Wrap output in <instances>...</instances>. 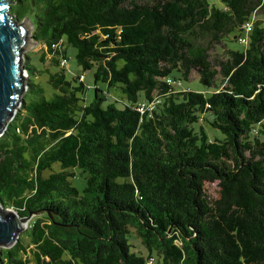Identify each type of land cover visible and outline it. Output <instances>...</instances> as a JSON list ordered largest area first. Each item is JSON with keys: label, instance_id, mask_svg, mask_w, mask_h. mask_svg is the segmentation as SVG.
<instances>
[{"label": "trees", "instance_id": "1", "mask_svg": "<svg viewBox=\"0 0 264 264\" xmlns=\"http://www.w3.org/2000/svg\"><path fill=\"white\" fill-rule=\"evenodd\" d=\"M13 1L25 6L11 4L18 21L30 9L44 56L60 65L66 41L125 100L103 106L95 87L87 103L81 74L67 79L61 65L46 96L26 63L21 105L0 134V204L34 218L1 264H264V0ZM192 70L207 91L167 93V77ZM155 94L161 103L140 114Z\"/></svg>", "mask_w": 264, "mask_h": 264}, {"label": "rangeland", "instance_id": "2", "mask_svg": "<svg viewBox=\"0 0 264 264\" xmlns=\"http://www.w3.org/2000/svg\"><path fill=\"white\" fill-rule=\"evenodd\" d=\"M208 1L211 4H215L217 6H222L221 0H208ZM11 4L13 5V11L15 13H17L18 10H20V12L22 13L24 10L23 8H25V6L22 8V6H20V4H16L13 0L11 1ZM10 13H12L11 9H10ZM30 17H31V11H30V9L27 8L26 14L22 20H25L24 18L30 19ZM14 18H17V17L14 16ZM258 18H260L264 22V14L263 15H261V13L256 14L255 20ZM32 30H33V27L31 28V30H29V33H28V47H26L24 50H22V52L20 54V63H21V68H22V72L24 75V77H23L24 88L23 89L26 88V86L28 85V82H29V79L27 76L28 70L26 69V66H25L26 63H29L30 67L34 66V68H36V70H34L33 72H32V70H30V81H31V83L38 84V86H40L44 89V93H46V96H50L52 89L48 83V73L55 72L56 70H60L62 68L60 67V65H57L56 63L53 62V55L52 54L46 53V55L44 56L46 46L43 43L36 41L31 36ZM234 34H238V33L235 32V33L230 34L229 38L230 37L232 38L234 36ZM238 45L241 46L240 43ZM62 48H64L66 50V55L68 57L67 64L65 66H63L64 74H65L67 79H70L74 75H79V74L83 75V78L82 79L79 78V79L83 80V82H84V85H85L84 99L87 103H89L93 100V98L95 96V92H96L95 87H99L102 90V93L100 92V94H104V96H106L105 101H103V103H102L103 106H105L108 102H114L117 107H122L121 100H125V95L121 92V90L119 88L114 87V86H108L105 82H103L101 80H98L95 83V78H94L95 67H91L90 69H87V70H82L81 66L78 64L76 57H75L76 48L74 46H72L71 44H68L66 41H63ZM216 52H217V50H214L212 53L216 54ZM212 53H211V56L213 57ZM39 56H43L42 61H41V59H39ZM60 59H61V57H60ZM182 82L184 84V87H189V88L200 90V91L201 90L207 91V88L204 87L199 82L198 73L196 70H192L188 80L183 79ZM210 89H213V88H210ZM21 96L22 95H20L18 102L14 107V114H15V111H17L21 105V101H22ZM14 114H13V116H14ZM11 118L9 120H7V123L10 122ZM203 125L205 126V129L211 138L213 136L222 137V133L220 132V130L212 128L205 121L203 122ZM58 168L59 167L57 164L53 165L54 170H57ZM70 170L74 174V177H71L73 183L79 189H82L84 186V183H85L84 175L81 174L80 170L77 168H72ZM47 173H48V170L45 172V174H47ZM203 187H204L205 193L207 194V196L210 200H214V199L219 198L220 187L217 184V182H204ZM33 218H34V214L27 220L24 228H22L20 230V232L18 233V236L19 235L24 236V230L30 226ZM130 231L132 233L131 241L135 245L134 249L137 250V247L139 246V241L136 237L135 229L131 227ZM4 248H6L4 245H0V264H1V257L3 255L2 250Z\"/></svg>", "mask_w": 264, "mask_h": 264}, {"label": "water", "instance_id": "3", "mask_svg": "<svg viewBox=\"0 0 264 264\" xmlns=\"http://www.w3.org/2000/svg\"><path fill=\"white\" fill-rule=\"evenodd\" d=\"M10 8L11 0H0V134L13 116L24 88V75L18 74L19 70L22 72L20 54L28 47V33L33 27L28 18L22 21L14 18ZM33 214L19 216L15 210L0 204V245L12 246Z\"/></svg>", "mask_w": 264, "mask_h": 264}, {"label": "built area", "instance_id": "4", "mask_svg": "<svg viewBox=\"0 0 264 264\" xmlns=\"http://www.w3.org/2000/svg\"><path fill=\"white\" fill-rule=\"evenodd\" d=\"M243 28H244V35L241 36L239 40L242 43H246L247 34L251 31V28H252L251 22L250 21L245 22L243 24ZM67 60H68L67 57H62L60 59V65L65 66L67 64ZM80 78L81 79L83 78L82 74L80 75ZM165 81H166V84L168 85L167 93H172L173 91L185 88L180 78L167 77ZM161 101H162V97L158 94H155L154 96H152L151 99H143V100L138 101L135 108L140 114H143V113L150 112L153 109H155L156 106L159 103H161ZM145 264H157V263L153 256H149L145 260Z\"/></svg>", "mask_w": 264, "mask_h": 264}, {"label": "bare ground", "instance_id": "5", "mask_svg": "<svg viewBox=\"0 0 264 264\" xmlns=\"http://www.w3.org/2000/svg\"><path fill=\"white\" fill-rule=\"evenodd\" d=\"M26 22L28 23V20H26Z\"/></svg>", "mask_w": 264, "mask_h": 264}]
</instances>
